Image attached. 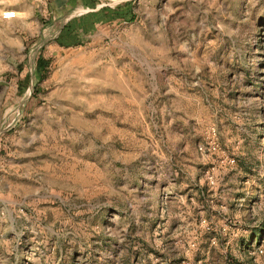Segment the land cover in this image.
Segmentation results:
<instances>
[{
    "label": "rangeland",
    "instance_id": "374dc122",
    "mask_svg": "<svg viewBox=\"0 0 264 264\" xmlns=\"http://www.w3.org/2000/svg\"><path fill=\"white\" fill-rule=\"evenodd\" d=\"M8 1L0 264H264V0Z\"/></svg>",
    "mask_w": 264,
    "mask_h": 264
},
{
    "label": "built area",
    "instance_id": "2783aa9c",
    "mask_svg": "<svg viewBox=\"0 0 264 264\" xmlns=\"http://www.w3.org/2000/svg\"><path fill=\"white\" fill-rule=\"evenodd\" d=\"M17 10L13 9V8H7V9H4L1 11V18L4 19V20H11V19H14V18H17L18 17V14H17ZM208 140L206 141V145H199L198 146V149L200 151H214L216 150V148L218 147V144H217V135H216V130L214 127H212L209 131V136L207 137ZM234 159L231 158V159H228V162H233ZM208 173V172H207ZM207 180L210 184H214L215 183V179L213 178V175L212 174H209L207 175Z\"/></svg>",
    "mask_w": 264,
    "mask_h": 264
},
{
    "label": "trees",
    "instance_id": "16d2710c",
    "mask_svg": "<svg viewBox=\"0 0 264 264\" xmlns=\"http://www.w3.org/2000/svg\"><path fill=\"white\" fill-rule=\"evenodd\" d=\"M47 66H48L47 60L44 59L41 55H39L35 60V66H34L35 73L37 74L39 79H43L45 77ZM23 82L24 84L22 86V89H24L27 79L25 78Z\"/></svg>",
    "mask_w": 264,
    "mask_h": 264
},
{
    "label": "crops",
    "instance_id": "0c3cea01",
    "mask_svg": "<svg viewBox=\"0 0 264 264\" xmlns=\"http://www.w3.org/2000/svg\"><path fill=\"white\" fill-rule=\"evenodd\" d=\"M22 5H14V9L19 8V9H25L28 7V4H25V1H22ZM10 2L8 0H0V7L5 6L9 4ZM63 6H69V7H78V6H83V0H64ZM17 10V9H16ZM24 11V10H21ZM75 32V31H74ZM77 37L79 34L76 35Z\"/></svg>",
    "mask_w": 264,
    "mask_h": 264
}]
</instances>
